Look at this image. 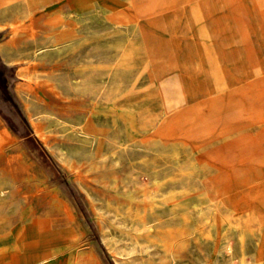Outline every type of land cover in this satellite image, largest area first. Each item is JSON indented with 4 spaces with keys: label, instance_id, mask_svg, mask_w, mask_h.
Segmentation results:
<instances>
[{
    "label": "rangeland",
    "instance_id": "rangeland-1",
    "mask_svg": "<svg viewBox=\"0 0 264 264\" xmlns=\"http://www.w3.org/2000/svg\"><path fill=\"white\" fill-rule=\"evenodd\" d=\"M0 264H264V0H0Z\"/></svg>",
    "mask_w": 264,
    "mask_h": 264
},
{
    "label": "bare ground",
    "instance_id": "bare-ground-1",
    "mask_svg": "<svg viewBox=\"0 0 264 264\" xmlns=\"http://www.w3.org/2000/svg\"><path fill=\"white\" fill-rule=\"evenodd\" d=\"M213 23V22H212ZM15 24V23H14ZM14 26V25H13ZM15 27V26H14ZM17 27H18V25H17ZM36 132L39 134V135H41L42 136V134H41V132H40V129H37L36 130Z\"/></svg>",
    "mask_w": 264,
    "mask_h": 264
},
{
    "label": "crops",
    "instance_id": "crops-1",
    "mask_svg": "<svg viewBox=\"0 0 264 264\" xmlns=\"http://www.w3.org/2000/svg\"><path fill=\"white\" fill-rule=\"evenodd\" d=\"M41 136V135H40Z\"/></svg>",
    "mask_w": 264,
    "mask_h": 264
}]
</instances>
